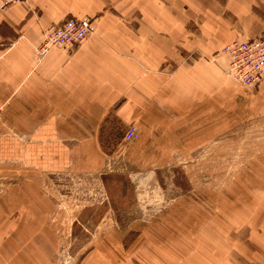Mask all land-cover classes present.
Masks as SVG:
<instances>
[{"label": "crops", "instance_id": "crops-1", "mask_svg": "<svg viewBox=\"0 0 264 264\" xmlns=\"http://www.w3.org/2000/svg\"><path fill=\"white\" fill-rule=\"evenodd\" d=\"M167 1L20 0L0 12L2 161L67 170L73 155L103 152L97 139H122L131 124L139 139H216L232 115L264 129V83L245 89L226 75L230 58L221 53L264 36V0ZM87 16L98 19L93 37L38 57L47 28ZM171 203L154 214L85 217L86 230L65 237L42 210L48 201L10 199L0 214H22L15 231L0 234V251L17 264H264V225L242 234L217 226L210 211L186 210L204 203Z\"/></svg>", "mask_w": 264, "mask_h": 264}, {"label": "rangeland", "instance_id": "rangeland-1", "mask_svg": "<svg viewBox=\"0 0 264 264\" xmlns=\"http://www.w3.org/2000/svg\"><path fill=\"white\" fill-rule=\"evenodd\" d=\"M175 2L171 0L172 5H176ZM180 3L190 6L185 0ZM85 18L91 19L95 25L89 40L95 35L98 20L95 17L67 18L52 26ZM0 108L1 114L3 108ZM229 124L228 132L217 135L216 139H139L141 130L131 124L120 129L122 139H97L103 152L93 153L85 149L81 155H73L67 170L52 173L22 168L16 163L2 161L0 156V204L10 199L48 201L49 205L42 210L47 211L60 227V234L74 237L80 230H86L82 223L85 217L102 213L105 216L154 214L159 210H171L173 201L199 202L201 206L204 203L205 208H187L188 213L210 211L213 213L211 218H215V224L220 228H241L247 231L242 234L249 235L264 225L255 223L264 215L261 206L264 129L257 127L260 123L256 120L241 123L239 116L234 115ZM132 130H135L136 137L130 139ZM152 202L157 208L148 206L153 205ZM4 208H0V212ZM7 209L13 214L9 217L0 214L1 235L15 231L20 223L16 214L21 215L22 209ZM245 219L250 222L241 223ZM61 240L64 241L60 257L64 258L68 256L70 239ZM0 254L7 259L3 264H17L10 256L11 252L0 251Z\"/></svg>", "mask_w": 264, "mask_h": 264}, {"label": "built area", "instance_id": "built-area-1", "mask_svg": "<svg viewBox=\"0 0 264 264\" xmlns=\"http://www.w3.org/2000/svg\"><path fill=\"white\" fill-rule=\"evenodd\" d=\"M20 0H0V12L5 13ZM95 25L91 19H70L45 31L43 45L37 49L39 57H44L50 49L62 51L79 46L93 35ZM222 54L230 58L228 75L236 79L244 88L255 89L264 81V36L248 41H235L225 47ZM1 112V108H0ZM136 137L135 130L129 138Z\"/></svg>", "mask_w": 264, "mask_h": 264}]
</instances>
